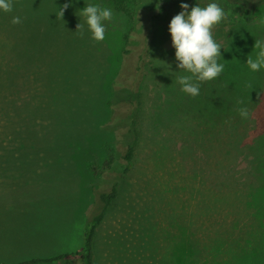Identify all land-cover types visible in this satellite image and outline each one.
<instances>
[{"label":"rangeland","instance_id":"obj_1","mask_svg":"<svg viewBox=\"0 0 264 264\" xmlns=\"http://www.w3.org/2000/svg\"><path fill=\"white\" fill-rule=\"evenodd\" d=\"M253 1L255 0H216L225 9L226 16L213 26L212 35L218 43L227 45L225 49L232 42L231 37L234 38L228 35L234 31L240 34L252 33L256 35V41H264V3H259L256 7L255 18L247 29L240 23L238 5L240 3L250 5ZM64 2L65 0H50V6L55 5L57 9L58 5L62 6ZM135 2L136 0H127V5L130 8L137 7V4L138 7L149 6L155 12H158L157 7L160 8L161 4H167V10L159 16L156 25L157 32L163 35L164 41L161 49L154 55L155 61L150 71L156 75V79L149 76L148 85L144 89V111L140 116L143 133L126 186L115 210L106 218L100 229L97 264H264V182L261 181V174L257 171L258 160L264 156L258 148L261 136L264 135V69L257 72L256 81L261 83L260 94L251 113L252 117L248 119L249 122L245 126H239L234 135L230 136L227 135L233 130L228 128L230 123L216 127L222 129L219 135L213 133L214 136H219L221 144L215 149H211L213 144L206 145L205 148L210 147L207 150L209 155L207 162L203 161V168L202 165L200 167L194 162L193 155L189 154V147L187 150L183 149L184 139L192 141L197 138L190 132L196 133L198 120L190 116L186 121L185 116V121L191 128L188 132L182 131V127L176 123L172 126V130L162 128L155 117L154 99L159 95V91L165 89L164 77L169 73L165 72L161 64H169L171 69L166 68V70H172L175 75L179 72L168 31L170 20L184 10L181 4H187L190 11L197 3L203 7L211 0H137V3ZM99 4L109 8L110 4L112 6V21L115 29L113 49L116 56L123 50L122 37L129 31L131 21L125 13L118 11L112 2L105 0L103 4L99 1ZM5 13L1 12V17H4ZM5 27H2V30ZM3 33H7L4 47L0 51V57L4 60L14 61L25 58L40 60L47 56L56 57L60 53L59 47L45 46L46 52L27 54L22 40L16 36L17 32L8 30ZM235 42L250 46L231 50L233 56L240 54L248 58L249 55H255L256 42L249 40L247 36H242ZM162 49L168 50L169 53H163ZM115 59L112 66L114 69L115 65L116 70L121 60L117 57ZM105 60L108 62L99 61L98 64L97 109L105 98V88L110 80L111 58L107 57ZM247 75L249 79L252 76L254 78V74ZM56 79L55 76L54 82ZM39 80L41 77L37 76L33 89L29 84L23 100L27 101L30 97L33 100V97L43 95L40 93L43 84ZM44 80L49 83L48 77H44ZM60 80L58 78V81ZM250 81L253 83V79ZM55 87L54 85L53 89ZM244 87L245 85H240L235 88L241 90ZM207 88H210L209 81ZM222 89L223 85L219 84L216 89L217 99L214 102L222 101ZM234 102L235 106L240 105L238 103L240 101L234 100ZM242 120L247 121V119ZM18 127V117L15 113L9 114L6 111L4 118L0 114V142L3 145L0 148V160L9 153L7 148L11 147V140L15 137L13 130L16 131ZM167 138L170 139L169 143L166 141ZM112 140L111 134L105 135L103 140L95 139L92 146L89 140L85 141L84 146L87 149L83 153L75 148L72 149L73 155L62 153L51 156V163L53 165L55 163L52 168L15 166L6 163V160H2L0 166H11L20 171L21 181L18 186L32 184L35 193H41L45 197L51 196L52 200L59 203L54 206L65 209L70 204L73 213L78 209L75 220H80L81 212L83 218L88 215L91 204H88V210L86 205L90 196L92 199L94 194L91 184L96 181L95 174L100 173L102 164L107 158V147ZM197 149L202 151L200 148ZM185 152L189 155H184ZM57 164L62 168L57 169ZM200 168L203 169L201 172L198 170ZM85 174L91 178V181L85 178ZM73 183L81 184L75 187L73 192H68L77 199L67 196L66 191ZM55 190L57 194L54 193ZM67 199L71 201L68 203ZM51 219L54 221V226L57 221L62 224L59 229L52 227V231L62 233L60 235L56 233L57 236L52 237L42 232L35 234V237L41 238L42 241H47L49 238L64 240L66 229L71 227L69 244L62 243L44 249L41 253L0 254V263H17L81 250L83 233L81 234V230L74 226L75 221L70 225L69 219L65 220L64 216L58 214ZM70 247L74 250L67 252ZM74 258L69 256L66 260L33 264H83L81 259Z\"/></svg>","mask_w":264,"mask_h":264},{"label":"trees","instance_id":"obj_2","mask_svg":"<svg viewBox=\"0 0 264 264\" xmlns=\"http://www.w3.org/2000/svg\"><path fill=\"white\" fill-rule=\"evenodd\" d=\"M108 1L112 2L118 11L128 16L131 27L122 37L123 50L116 56L114 50L112 53L98 54L97 65L99 61L107 63L105 58H111L110 80L105 88V98L98 109V66L94 73V68L91 72L90 68H86L85 62L68 63L64 61L71 75L64 78L63 82L56 83L54 82L55 76L57 78L56 71L47 73L46 76L41 77L44 86L43 95L39 94L33 97V100L30 97L25 101L23 95L28 90L27 87L30 84L33 89L35 84L36 77L33 78L32 74L34 70H41L40 73L45 74L53 63L48 60L43 63L37 61L32 63L31 59L26 58L14 61L0 59V114L4 118L6 111L9 114L15 113L19 123L16 131L13 130L15 137L11 140V147H5L9 153L1 158L0 164L2 160H6V163L15 166L52 168L55 163L54 165L51 163V156L62 153L73 155L72 149L75 148L83 153L87 149L84 146L85 141L89 140L92 146L95 139L103 140L104 136L109 134L113 136L112 143L107 147V158L102 164L100 173L95 174L96 181L91 184L94 194L87 202L91 204V207L87 209L88 215L83 224L82 249L53 257L0 264L52 263L69 256L81 259L83 264H97L100 229L120 200L142 137L140 116L145 104L143 93L148 85L149 76L156 79V75L150 71L155 61L154 55L161 49L164 41L163 35L158 34L156 25L159 16L167 10L165 3L161 4L158 12H155L149 6L138 7V4V8H130L127 0ZM259 3H264V0H255L250 5L244 3L238 5L240 23L245 29L254 20L255 10ZM228 36H234V38L231 37L232 42L229 43L227 49H224L227 45L219 43L224 47L221 49L222 56L219 58L225 66L224 71L219 77L209 81L210 88H207V81L200 82L198 96L186 95L180 90V85L175 82L176 76L182 72L179 71L175 75L171 70L172 75L169 72L164 77L165 89L159 91V95L154 99L156 101L155 117L162 128L172 130V126L176 123L182 127V131L188 132L191 128L186 121L190 116L198 120L196 133L190 132L197 138L192 141L184 139L183 149L187 150L189 147V154L193 155L194 162H197L200 167L202 165V168L203 161L207 162L209 155L207 150L210 147L205 148L206 145L213 144L211 149H215L221 144L219 136H214L213 133L216 132V135H219L222 129L216 127L230 123L228 128L233 130H230L227 135H234L235 130L240 128L239 126H245L249 122L248 119L252 117L251 113L254 111L257 97L260 94L261 83L256 81L257 72L249 70L245 63L247 58L243 55L233 56L231 53L233 49H245L246 46H250L239 44L240 42H235V40L247 36L249 40L256 42V35L240 34L234 31ZM162 51L169 53L168 50L162 49ZM115 57L121 60L116 70L115 65L114 69L112 66L116 60ZM31 63L32 66L29 69ZM40 64L43 67H40ZM247 74H254V78L253 76L251 78L253 83ZM44 77H48L49 83L45 82ZM158 77L161 79L160 75ZM87 83H90V86H86ZM219 84L223 85L222 101L217 103L214 100L217 99L216 89ZM54 85L55 89H53ZM240 85H245V87L241 90L235 88ZM234 100L240 101V105L235 106ZM240 107L249 109L250 115L247 121L241 119L238 113ZM215 129L217 131H214ZM166 141L170 139L167 138ZM263 142L264 135L261 136L258 147L264 155ZM2 147L0 142V148ZM189 154L184 153V155ZM258 161L257 171L261 174V181L264 182V156ZM59 168L62 167L57 164V169ZM198 170L201 172L203 169ZM86 179L91 181L90 177Z\"/></svg>","mask_w":264,"mask_h":264},{"label":"crops","instance_id":"obj_3","mask_svg":"<svg viewBox=\"0 0 264 264\" xmlns=\"http://www.w3.org/2000/svg\"><path fill=\"white\" fill-rule=\"evenodd\" d=\"M99 1L103 4L105 0H87L89 3H99ZM65 3H68L69 7L64 10L63 17H61L59 10ZM13 4V10L5 13L4 17H1L0 12V51L4 47L7 35L3 31L8 30L17 32L16 36L22 40L25 46L24 51L27 54L46 52L45 46L60 48V53L56 57L47 56L40 60L26 58L31 59L32 63L34 61L43 63L46 60L53 63L50 70L45 74L40 73L41 70H34L33 78L37 77L34 76L35 74L42 77L55 70L57 78L61 79L60 81L56 79V83L63 82L64 78L71 75L66 64L64 65V61H68V63L72 61L85 62L86 68H90V71L94 68L95 73L99 60L98 54L112 53L114 50L115 29L113 21L108 24L103 41L97 42L91 39L86 26L83 35L76 31L77 25L80 22L83 23V19L80 21L79 13L80 9L86 6V0H65L62 6L58 5L57 9H55V5L54 7L50 6V0H13ZM110 8L112 9L111 4ZM13 16L20 17L21 22L13 24L11 22ZM2 27L5 28L2 30ZM0 59L2 58L0 57ZM32 63L29 65V69ZM39 66L43 67L42 64ZM39 81L43 84V79ZM85 85L90 86V83ZM43 90L44 86L41 93ZM20 175V171L15 170L14 167L0 166V254L41 253L44 249H50L62 245V243L63 245L69 244L71 242V227L66 229L67 234L64 240L49 238L47 241H42L41 238L35 237V234L42 232H46L52 237L62 233L56 232V234L52 231V227L59 229L62 225L57 221L54 226L51 217L57 214L64 216L65 220L69 219L70 225L75 221L74 226L81 230V234L83 233L85 218H83L82 212L81 219L75 220L78 209L73 213V207L70 204L65 209L58 208L54 205L59 203L52 200L51 196L45 197L41 193H35L32 184L30 186H18L21 181ZM80 185L73 183L66 191L67 196L77 199L75 196L69 195L68 192H73L74 188ZM69 201L71 200L67 199L66 202L69 203ZM86 208L88 209V204ZM73 250L70 247L67 252ZM63 260H66V257Z\"/></svg>","mask_w":264,"mask_h":264},{"label":"clouds","instance_id":"obj_4","mask_svg":"<svg viewBox=\"0 0 264 264\" xmlns=\"http://www.w3.org/2000/svg\"><path fill=\"white\" fill-rule=\"evenodd\" d=\"M13 6V0H0V12H11ZM68 7L69 4L65 3L59 10L61 17ZM181 8L184 10L176 14L168 26L177 68L182 72L176 76L175 82L180 85L183 93L196 97L200 93V82L214 80L224 71L225 66L219 59L224 47L213 38L212 28L225 18L226 12L216 0H211L203 7L197 3L190 11L187 4H181ZM79 17L80 21L83 19V23L77 25L76 31L83 35L86 26L91 39L99 42L105 39L106 28L113 19V11L109 7L86 0V6L80 9ZM11 22L18 24L21 19L13 16ZM254 50L255 55H249L245 63L251 72H259L264 69V41H256ZM161 66L165 72H170L166 70L170 68L169 64ZM238 113L242 119H248L250 115L247 107H240Z\"/></svg>","mask_w":264,"mask_h":264}]
</instances>
